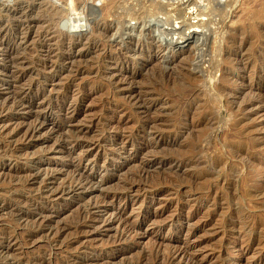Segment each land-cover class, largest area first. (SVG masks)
I'll list each match as a JSON object with an SVG mask.
<instances>
[{
  "label": "rangeland",
  "instance_id": "1",
  "mask_svg": "<svg viewBox=\"0 0 264 264\" xmlns=\"http://www.w3.org/2000/svg\"><path fill=\"white\" fill-rule=\"evenodd\" d=\"M38 2L13 0L8 11L0 10L11 33L35 24L34 40H47L45 46L19 48L31 70L15 87L0 86V264H167V257L188 243H195L203 264H264V107L249 119L239 110L253 97L249 90L257 92L244 87L255 84L256 75L264 80V0L204 1L203 15L210 18L206 34L181 46L161 41L153 31L157 26L149 23L174 7L161 9L162 0ZM22 12L29 16L18 19ZM76 40L84 53L69 60ZM4 54L0 49V70L8 72L0 71V79L15 81L12 73L22 65L9 69ZM29 81L34 98L16 109L10 95L28 89ZM57 87L68 91L57 102L64 106L55 121L66 115L67 134L80 133L90 144L98 171L85 172L99 182L103 173L109 182L101 188L60 195L72 173L56 169L69 163L56 149V137L46 128L31 139L23 136ZM131 91L141 94L150 112L130 100ZM262 92L264 81V106ZM150 117H158V124H149ZM156 131L162 134L157 146ZM147 143L152 151H140ZM152 155L156 160L150 163ZM132 182L130 198L113 197ZM118 205L124 207L123 221L109 224ZM39 209L49 215L48 224L35 219ZM250 222L259 230L248 233ZM132 223L136 229L128 231ZM245 234L258 241L243 254Z\"/></svg>",
  "mask_w": 264,
  "mask_h": 264
},
{
  "label": "bare ground",
  "instance_id": "2",
  "mask_svg": "<svg viewBox=\"0 0 264 264\" xmlns=\"http://www.w3.org/2000/svg\"><path fill=\"white\" fill-rule=\"evenodd\" d=\"M18 1V0H17ZM26 1V0H25ZM34 1L35 3L36 2H40V0H32ZM84 1V0H83ZM154 1V0H153ZM163 2L161 3L163 5V7L160 8L161 9H164L165 5H172L174 7L172 8H165L162 15L161 16H158L154 19H149V23L150 25L151 24H154L156 27L154 31L155 35L158 36V38L161 40V41H166L168 44L172 45V44H175L174 46H181L182 44H185L187 41H189V39L192 37H196V39H200L202 37H204V35L206 34L205 31L207 32V30H205V26L208 24L207 21L210 22V18H207V16H204L203 14L206 12V11H203V6L205 5L203 2L204 1H207L208 4H212L213 2L215 3V0H162ZM13 0H0V10L1 11H6L8 9V7H10V4H12ZM20 2V1H19ZM38 2V3H39ZM43 2V1H42ZM206 2V3H207ZM23 3V2H22ZM21 3V4H22ZM41 3V2H40ZM81 3V2H80ZM76 4V3H75ZM74 4V5H75ZM73 5V6H74ZM77 5V4H76ZM80 6V5H79ZM85 6V5H84ZM158 6V5H157ZM206 6V5H205ZM78 7V5H77ZM82 7V6H81ZM194 7H196V9H194ZM73 8V7H72ZM205 8V7H204ZM17 9V8H16ZM176 9V10H175ZM13 10V9H12ZM10 10V11H12ZM158 10V8H157ZM166 10V11H165ZM8 11V10H7ZM154 11V10H153ZM150 12V11H149ZM21 13V12H20ZM13 15V14H12ZM20 15V14H19ZM95 15V14H94ZM157 15V14H156ZM15 16V15H14ZM18 16V15H17ZM29 14H25L24 15V12H22V15L21 16H18V19L19 17H28ZM32 16V15H31ZM81 17V16H80ZM16 18V17H15ZM73 18V17H72ZM85 18V16H84ZM194 18H197L196 21H193L195 20ZM35 19V17H34ZM68 19V18H67ZM80 19V18H79ZM71 20V19H70ZM83 20V19H82ZM85 20V19H84ZM28 21V20H27ZM69 21V19L67 20ZM81 21V20H80ZM79 21V22H80ZM88 21V20H87ZM37 23L41 22L38 20H36ZM73 22V21H72ZM143 22L142 25H140L142 27V29H145L147 26H146V23L144 21H141ZM23 23V22H22ZM21 23V24H22ZM36 23V24H37ZM74 23V22H73ZM76 23V22H75ZM84 23V21H83ZM86 23V21H85ZM84 23V24H85ZM136 23L135 25L138 26V22H134ZM20 24V25H21ZM26 24V23H25ZM81 24V23H80ZM79 24V25H80ZM98 25V24H97ZM133 22L132 24L130 25L131 27H134L133 26ZM187 25V28L186 30L183 29L184 26ZM36 25L34 24H28V25H25V26H20V29L19 27L18 28H15V29H12V33H11V30L6 26V24H4V22H2V20L0 19V49L5 51V54L2 56V60L6 61L7 62V67H9V69L11 68H14L16 65L20 66L22 65V68L23 70H16L17 71H14V73H12L13 77H15V81H12V80H8V79H0V86H9V87H12L10 85H13V87L16 86L15 82H18L24 75L25 73H27L28 71H30L31 69L27 68L28 66L26 65V63H24L23 60H25L26 58L22 55H19L17 54L18 52V49L21 48L23 46V49H28V47L31 45L33 46H38V42L40 43V45L42 46H45L44 42L47 41L44 39L43 40H34V36L32 34H34L36 31L34 30V27ZM69 27V26H68ZM96 27V26H95ZM208 27V26H207ZM85 28V27H84ZM140 28V27H139ZM69 29V28H68ZM79 29V28H78ZM9 33L12 34V36L9 38ZM64 33V32H63ZM78 35H82V33H79ZM74 36V35H73ZM72 36V37H73ZM44 37V35H43ZM79 37V36H78ZM75 38V37H73ZM82 38V37H81ZM46 39V38H45ZM62 40V39H61ZM84 41V40H83ZM71 43V42H70ZM59 44V43H58ZM67 44V43H66ZM82 44L81 43V40H76V42H72V48L71 50L68 52V55H67V58H69V60L71 59H76V57L78 55H81V53H84L81 49H78V47H80L79 45ZM64 45V44H63ZM71 47V45H70ZM29 50V49H28ZM77 50V51H76ZM88 50V49H87ZM89 51V50H88ZM77 52H79V54H76ZM27 53V52H26ZM61 53V52H60ZM28 55V54H27ZM59 57V56H57ZM61 57V56H60ZM59 57V58H60ZM64 58V57H63ZM28 61V60H27ZM64 61V60H63ZM33 62V61H32ZM78 62V61H77ZM29 63V62H28ZM31 64V63H30ZM35 64V63H34ZM62 64V63H61ZM37 66V65H36ZM54 66V65H53ZM19 69V68H18ZM81 69V68H80ZM73 70V69H72ZM82 70V69H81ZM87 70V69H86ZM85 70V71H86ZM261 70V69H260ZM2 71L3 73H7L8 71L6 69L3 70H0ZM55 71V70H54ZM61 71V70H60ZM71 71V70H69ZM13 72V71H12ZM258 72V71H257ZM30 73V72H29ZM52 73V72H51ZM34 74V73H33ZM53 74V73H52ZM84 74V73H83ZM29 75V74H28ZM36 75V74H35ZM42 76V75H41ZM257 77H255L256 81H257V78L259 79L255 84L253 85H246L244 87V89L248 88H255L257 90V92L253 91L252 89L249 90V92H251L253 94V97L248 100L245 104H240L239 105V110L240 111H243L244 112V115L247 116V118L249 119L250 117H252L253 115H257L259 114V112L262 111V104H263V99H262V94H261V88H262V85H263V77L259 78V76L261 75H256ZM24 78V77H23ZM45 78V77H44ZM50 78V77H49ZM54 78V77H53ZM52 78V79H53ZM233 78V77H232ZM254 78V77H253ZM77 79V78H76ZM24 80V79H23ZM33 80V79H32ZM30 80V81H32ZM75 80V79H74ZM234 80V79H233ZM30 81L28 84H30ZM40 81V80H39ZM38 81V82H39ZM238 81V80H237ZM131 82V81H130ZM207 82V81H206ZM23 82H21L22 84ZM18 84V83H17ZM20 84V83H19ZM20 84V85H21ZM34 84V83H32ZM246 84V83H245ZM39 85V84H38ZM22 86V85H21ZM35 86V85H34ZM42 86V85H41ZM69 86V85H68ZM32 85L30 84V86L28 87V89L24 88V87H19L16 91H14L13 95H10V97L12 96V103H14V105H16V109L17 107L19 106H23L25 104H31V99L32 97L34 96L32 94V96H30V89H32ZM71 87V86H70ZM242 86H240V91L241 92H244V89H243ZM17 88V87H16ZM58 88V87H57ZM134 88V87H133ZM234 88V87H233ZM14 89V88H13ZM47 89V88H46ZM56 89V88H55ZM44 90V89H43ZM135 90V89H133ZM41 91V90H40ZM48 91V90H47ZM55 91V90H54ZM67 91H68V87L67 89L64 88V89H57L56 92H55V96H54V99L52 100V98L49 100V103L47 105V108L46 111L42 114L41 118L39 119V117L37 118V122L32 126L23 134V136H25L26 139H31L32 137L34 136H37V135H40V133L46 128V131L47 132H50L51 135L55 136L56 137V149L58 148V150L63 153V155L67 158H69V163H67L66 165H63L62 168H56L57 170H60L62 172H71V176H70V179L69 181H67V183L63 184L60 188H59V192L60 195H70V194H75L76 192L78 191H81V189H90V188H95V187H98V188H101L103 185H105L106 183L109 182V179L107 180V178L104 177V174L102 173L101 174V169L99 170L100 174H101V181H94L93 178H90L89 177V173L87 174L85 171L90 168L92 170H96L98 171V168L95 167V165L93 166L91 161L92 159L90 158V154L91 152L88 151V146L90 144H86V142L83 140L82 138V135L80 133H75L74 135H69L67 134L68 132H71L70 129H68L66 127V124L70 121L67 119V116L65 115L63 118H62V122H56L55 121V115L56 114H61V111H62V108L64 106V103H62L61 105L57 102L61 101L62 97L65 98V94H67ZM146 91V90H145ZM139 92V91H138ZM137 92V93H138ZM194 92V91H193ZM231 92V91H230ZM131 95H129L130 97V100L132 102H134L140 109L144 110V113L145 112H150L151 108L150 106H145L143 104V99L142 97L140 96L141 94H134V91H131ZM140 93H143V92H140ZM145 93V92H144ZM152 93V92H151ZM263 93V92H262ZM11 94V93H10ZM52 94V93H51ZM50 94V95H51ZM130 94V93H129ZM231 94V93H230ZM238 94V93H237ZM264 94V93H263ZM150 95V94H149ZM143 96V95H142ZM152 96V95H151ZM239 96V95H238ZM29 97V98H28ZM46 97V96H45ZM53 97V96H52ZM242 97V96H241ZM34 98V97H33ZM50 98V97H49ZM188 99V98H187ZM238 99V98H237ZM10 100V99H9ZM8 100V101H9ZM145 100H149V99H146L145 97ZM152 100V99H151ZM163 100V99H162ZM236 100V99H234ZM239 100V99H238ZM7 101V103H8ZM150 101V100H149ZM159 101V100H158ZM161 101V100H160ZM6 102V101H5ZM192 102V101H191ZM10 103V101H9ZM8 103V104H9ZM149 103V102H148ZM155 103V102H154ZM7 104V105H8ZM237 106V105H236ZM4 107V106H3ZM156 107H158L156 105ZM14 108V107H12ZM30 108V106H29ZM65 108V107H64ZM67 108V107H66ZM235 108V107H234ZM237 108V107H236ZM4 109V108H3ZM9 109V108H8ZM59 109V110H57ZM68 109V108H67ZM154 109V108H153ZM157 109V108H156ZM11 110V109H10ZM31 110V109H30ZM74 111V110H73ZM138 111V109H137ZM5 112V111H4ZM188 112V111H187ZM149 114V113H148ZM57 116V115H56ZM151 116V115H149ZM157 116V115H156ZM146 117V116H145ZM201 117V115H200ZM232 117V116H231ZM230 117V118H231ZM144 118V117H143ZM147 118V117H146ZM162 118V117H161ZM58 119V118H57ZM149 119V118H148ZM158 117H153L148 120V123L149 124H156L158 122ZM203 121V120H201ZM212 121V120H211ZM246 121V120H245ZM51 122V124L49 126H47V124ZM145 122V121H143ZM164 122V121H163ZM24 123V122H23ZM22 124V123H21ZM158 124V123H157ZM185 126V125H184ZM146 127V126H145ZM168 127V126H167ZM141 128H142V125H141ZM22 129V128H20ZM26 129V128H25ZM23 129V130H25ZM147 129V127H146ZM150 129H154L153 127L150 128ZM163 130H165L166 128H161ZM143 131V129H141ZM156 130V129H155ZM20 131V130H19ZM16 132V131H15ZM23 132V131H22ZM142 133V132H141ZM153 133V132H151ZM15 134V133H14ZM49 134V135H50ZM104 134V133H103ZM167 134V133H166ZM171 134V133H170ZM173 134V133H172ZM179 134V133H178ZM20 135V133H19ZM154 137H156L155 140H153L155 142V146H157V144H160L159 142V139H158V136H161V132H158L156 131L154 134ZM264 135V134H263ZM16 136V135H15ZM101 136V135H100ZM258 136V135H257ZM99 137V135H98ZM97 137V138H98ZM143 137V136H142ZM153 137V138H154ZM105 138V137H104ZM173 138V137H172ZM177 138H178V135H177ZM10 139V138H9ZM24 139V138H23ZM48 139V138H47ZM50 139V138H49ZM95 139V137H94ZM99 139V138H98ZM169 139V138H168ZM175 139V137L173 138ZM172 139V140H173ZM13 140V139H12ZM19 140V139H18ZM96 140V139H95ZM178 140V139H177ZM11 141V140H10ZM27 141V140H25ZM46 141V140H45ZM116 141V140H115ZM149 141V140H148ZM151 141V140H150ZM167 141V140H166ZM165 141V142H166ZM171 141V140H170ZM100 142V140L98 141H94L95 145ZM152 142V141H151ZM93 143V142H92ZM116 143V142H115ZM123 143V142H122ZM256 143V142H255ZM53 144V145H54ZM125 144V143H124ZM133 144V143H132ZM136 144V143H135ZM168 144V143H167ZM172 144V143H171ZM259 144V142H258ZM31 145V144H30ZM92 145V144H91ZM109 145V144H108ZM142 145V144H141ZM257 145V144H256ZM263 145V144H262ZM94 146V145H93ZM113 146V145H111ZM137 146V145H136ZM139 146V144H138ZM148 146L149 144H144L142 147H138L140 151H144L146 148L148 149ZM151 146V145H150ZM245 147V146H244ZM55 148V146H54ZM135 148V147H134ZM152 148V146H151ZM155 148V147H154ZM230 148V147H229ZM237 148V147H235ZM27 149V148H26ZM53 149V148H52ZM247 149V148H246ZM261 149V148H260ZM48 150V149H47ZM55 150V149H54ZM148 150H151V149H148ZM148 150H145V151H148ZM155 150V149H153ZM235 150V149H234ZM152 151V150H151ZM163 151V150H162ZM240 151V150H239ZM41 152V151H39ZM44 152V151H43ZM47 152V151H46ZM50 152V151H48ZM37 153V152H35ZM42 153V152H41ZM147 153V152H146ZM156 153V152H155ZM239 153V152H238ZM246 153V152H245ZM142 154V153H141ZM144 154V153H143ZM241 154V153H240ZM48 155V154H47ZM113 155V154H112ZM145 155V154H144ZM239 155V154H238ZM244 155V154H243ZM242 155V156H243ZM246 155V154H245ZM263 155V154H262ZM42 155H40L39 157H41ZM252 156V155H251ZM149 159L148 161L151 163V162H154L156 160L155 156L152 155V156H148ZM237 157V155H236ZM248 157V156H247ZM261 157V156H260ZM264 158V156H262ZM243 158V157H242ZM257 158V157H256ZM255 158V159H256ZM262 158V159H263ZM44 159V158H43ZM146 159V158H145ZM160 159V158H159ZM254 159V158H253ZM95 160V159H94ZM226 160V159H225ZM244 160V158H243ZM248 160V159H247ZM251 160V159H250ZM158 161V160H157ZM176 161V160H174ZM246 161V160H245ZM261 161V160H260ZM180 162V161H179ZM248 162V161H247ZM91 163L92 165V168L91 166L89 165ZM157 163V162H156ZM171 163V162H170ZM227 163V162H226ZM260 163V162H259ZM173 164V163H172ZM261 164V163H260ZM147 165V164H146ZM152 165V164H151ZM154 165V164H153ZM162 165V164H161ZM263 165V164H262ZM149 166V165H148ZM165 166V165H164ZM173 166V165H172ZM233 165H231L232 167ZM66 169L64 170L63 168ZM99 167V166H98ZM182 167V166H181ZM184 167V166H183ZM146 168V167H145ZM179 168V167H178ZM234 168V166H233ZM257 171V170H256ZM65 172V173H66ZM141 172V171H140ZM139 172V173H140ZM49 174V173H48ZM147 174V173H146ZM264 174V173H263ZM50 175V174H49ZM53 175V174H52ZM132 177H134L133 174H131ZM144 175V173H143ZM129 176V175H128ZM263 176V175H262ZM55 177V176H54ZM54 177H51V178H54ZM131 177V176H130ZM146 177V175H145ZM261 177V176H260ZM139 178V177H138ZM50 179V178H49ZM140 179V178H139ZM145 180V178H143ZM55 180V179H54ZM259 180V179H258ZM125 181V180H124ZM123 181V182H124ZM127 181V179H126ZM137 181V180H136ZM149 181V180H148ZM50 182V181H49ZM128 182V181H127ZM147 182V181H146ZM259 182V181H258ZM134 182L132 183H123L124 185L121 186V190H117L113 197L116 198V199H126V198H130L131 196V191L132 189L134 188L133 187V184ZM53 184V183H52ZM174 184V183H173ZM213 185V184H212ZM227 185V184H226ZM225 185V186H226ZM55 187V186H54ZM147 187V186H146ZM159 187V186H158ZM48 188V187H47ZM56 188V187H55ZM145 188V186H144ZM148 188V187H147ZM169 188V187H168ZM178 189V187H176ZM50 189V188H49ZM174 189V188H173ZM52 190V188H51ZM215 190V189H214ZM259 190V189H258ZM261 190V189H260ZM264 190V189H263ZM138 191V190H136ZM262 191V190H261ZM50 192V191H49ZM157 192V191H156ZM44 193V192H42ZM153 193V192H152ZM233 193V192H232ZM253 193V191H252ZM13 194V193H12ZM47 194V193H46ZM222 194V193H221ZM236 195V194H235ZM261 195V194H260ZM18 196V195H17ZM56 196V195H55ZM59 196V195H58ZM211 196V195H210ZM230 196V195H229ZM259 196V195H258ZM60 197V196H59ZM220 196H218L219 198ZM224 197V196H223ZM23 198V197H22ZM48 198V197H47ZM105 198V197H104ZM259 198V197H258ZM17 199V197H16ZM26 200V199H25ZM206 200V199H205ZM222 200V199H221ZM23 201V200H22ZM207 201V200H206ZM29 202V201H27ZM211 203V201H208ZM218 203V202H217ZM230 203V202H229ZM255 203V202H254ZM121 205V204H120ZM234 205V204H233ZM259 205V204H258ZM10 206V205H8ZM36 206V205H35ZM119 206V205H118ZM211 206V205H209ZM220 206V205H219ZM20 208V207H19ZM18 209V208H17ZM117 209V208H116ZM245 209V208H244ZM87 208L84 209L83 212H88L86 211ZM123 210H124V207H121L119 206V208L117 209L116 212L113 211V214H114V217L112 219H110V223H113L115 221H118V222H121L123 221L122 220V213H123ZM20 211V210H19ZM18 211V212H19ZM239 211V210H238ZM16 212V211H15ZM23 212V211H22ZM82 212V211H81ZM236 212V211H235ZM245 212V211H244ZM20 213V212H19ZM18 213V214H19ZM17 214V213H16ZM25 214V213H24ZM87 214V213H86ZM234 214V213H233ZM236 214V213H235ZM243 214V213H242ZM35 219L38 220V223H47L48 220H45L46 218L49 217V215L43 211V209H39L38 210V213L37 214H33ZM210 215V214H209ZM244 216V215H243ZM245 216H248V214H246ZM244 216V217H245ZM38 217L40 218V220L38 219ZM209 217V216H208ZM250 217V216H249ZM24 218V217H23ZM82 218V217H81ZM237 217H235L236 219ZM142 219V218H141ZM231 219V218H230ZM241 219V218H240ZM256 219V218H255ZM35 220V221H36ZM108 220V219H107ZM243 220V219H242ZM245 220V218H244ZM229 222V220H227ZM233 221V220H232ZM261 221V220H260ZM37 222V221H36ZM247 222V220H246ZM38 223H35V224H38ZM123 223V222H122ZM125 223V222H124ZM128 223V222H127ZM251 223V222H250ZM48 224V223H47ZM77 224V222H76ZM79 224V223H78ZM231 224V222H230ZM239 224V222H238ZM137 225V224H136ZM136 225L132 223V225H129L128 226V231H134L136 229ZM233 225V224H232ZM261 225V224H260ZM77 226V225H76ZM230 226V225H229ZM234 226V225H233ZM232 227V226H230ZM235 227V226H234ZM238 227V226H237ZM80 228V227H79ZM236 228V227H235ZM245 228V227H244ZM259 228V224L256 222V223H251V224H248L246 225V229L248 230L247 232H251V233H254L255 231H257V229ZM231 229V228H230ZM238 229V228H237ZM125 230V229H124ZM259 230V229H258ZM192 231V230H191ZM196 231V230H195ZM225 231V230H224ZM41 232V231H40ZM190 232V231H189ZM241 232V231H240ZM31 233V232H29ZM121 233V232H120ZM128 233V232H127ZM192 233V232H190ZM189 233V234H190ZM36 234V233H35ZM122 234V233H121ZM241 234V233H240ZM261 234V233H260ZM126 235V234H125ZM131 235V234H130ZM248 234H245L244 236V239H243V242L244 244L243 245H239V251L241 250V253H243L244 251H246V249L248 250V248L251 246H253L254 244L257 243L258 241V238H256V236H253V235H248ZM258 236V235H257ZM263 236V235H262ZM124 237V236H123ZM260 237V235H259ZM264 237V236H263ZM6 239V237H5ZM9 239V238H8ZM121 239V238H119ZM122 240V239H121ZM242 242V241H241ZM229 243V242H227ZM195 243H188V246H186L184 249H179L177 251H173V253H169L170 255L167 257V264H171V263H174V264H203L205 261H203L204 258H199L198 255H196L195 253ZM224 247V246H223ZM238 245L234 246L233 248H237ZM227 250V249H226ZM172 252V251H171ZM161 253V252H160ZM244 254V253H243ZM160 256V255H159ZM165 257V256H163ZM160 258V257H159ZM177 259H179L178 261H176ZM38 260V259H37ZM160 260V259H159ZM158 260V261H159ZM162 260V258H161ZM227 261V260H226ZM40 262V261H39ZM231 262V260L229 261ZM221 263V262H220ZM233 263V262H232ZM158 264V263H157ZM224 264V263H223Z\"/></svg>",
  "mask_w": 264,
  "mask_h": 264
},
{
  "label": "built area",
  "instance_id": "3",
  "mask_svg": "<svg viewBox=\"0 0 264 264\" xmlns=\"http://www.w3.org/2000/svg\"><path fill=\"white\" fill-rule=\"evenodd\" d=\"M194 9H196V7H194ZM195 20H193V21H196L197 20V18H194Z\"/></svg>",
  "mask_w": 264,
  "mask_h": 264
}]
</instances>
